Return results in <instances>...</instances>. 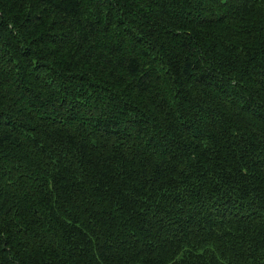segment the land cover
I'll return each mask as SVG.
<instances>
[{
	"label": "trees",
	"instance_id": "trees-1",
	"mask_svg": "<svg viewBox=\"0 0 264 264\" xmlns=\"http://www.w3.org/2000/svg\"><path fill=\"white\" fill-rule=\"evenodd\" d=\"M0 264H264V0H0Z\"/></svg>",
	"mask_w": 264,
	"mask_h": 264
}]
</instances>
